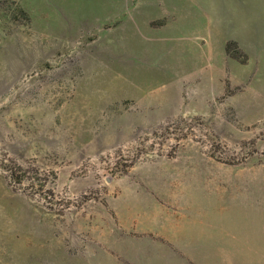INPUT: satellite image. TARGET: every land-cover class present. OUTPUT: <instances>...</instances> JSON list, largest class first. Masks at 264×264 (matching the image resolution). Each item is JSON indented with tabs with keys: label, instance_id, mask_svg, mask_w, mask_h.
<instances>
[{
	"label": "rangeland",
	"instance_id": "374dc122",
	"mask_svg": "<svg viewBox=\"0 0 264 264\" xmlns=\"http://www.w3.org/2000/svg\"><path fill=\"white\" fill-rule=\"evenodd\" d=\"M252 241L264 0H0V264H220Z\"/></svg>",
	"mask_w": 264,
	"mask_h": 264
},
{
	"label": "crops",
	"instance_id": "0c3cea01",
	"mask_svg": "<svg viewBox=\"0 0 264 264\" xmlns=\"http://www.w3.org/2000/svg\"><path fill=\"white\" fill-rule=\"evenodd\" d=\"M202 235L197 234V231H190L188 241L190 246H205L201 240ZM221 256L220 264H264V244L259 242L237 243L235 246L227 243H220ZM189 264H215L211 261L206 252L198 254L197 258L192 259Z\"/></svg>",
	"mask_w": 264,
	"mask_h": 264
},
{
	"label": "trees",
	"instance_id": "16d2710c",
	"mask_svg": "<svg viewBox=\"0 0 264 264\" xmlns=\"http://www.w3.org/2000/svg\"><path fill=\"white\" fill-rule=\"evenodd\" d=\"M7 162H11V165H4L5 171L7 172V178L9 182L13 185L20 186L23 183V179L26 176V172L22 170V168L17 165L15 162L7 160ZM42 174L37 169H33V179L41 182L40 176ZM33 193L36 194L40 191V189H36ZM30 193V192H29Z\"/></svg>",
	"mask_w": 264,
	"mask_h": 264
}]
</instances>
